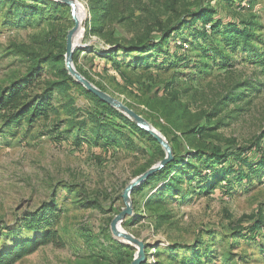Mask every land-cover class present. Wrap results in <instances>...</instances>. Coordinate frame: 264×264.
Wrapping results in <instances>:
<instances>
[{"label": "rangeland", "instance_id": "rangeland-1", "mask_svg": "<svg viewBox=\"0 0 264 264\" xmlns=\"http://www.w3.org/2000/svg\"><path fill=\"white\" fill-rule=\"evenodd\" d=\"M112 1L107 29L127 38L145 26L155 31L158 23L195 10L200 1L214 8L208 18L185 17L173 35L177 43L185 41L181 48L172 43L160 52L163 56L136 63L118 53L113 63L92 51L106 48L103 39L86 33L95 0H78L83 26L74 36V52L78 50L77 66L96 87L130 105L165 138L176 136L181 154L192 153L199 144H216L229 153L224 169L210 160L196 163L214 168L206 176L213 182L208 190L169 201L157 210L167 214L161 222L138 196L140 204L135 209L132 204L133 214L122 229L150 252L159 247L164 252L155 257L160 264H178L172 258L179 262L189 256L187 245L193 243L199 248L212 244L216 250L202 264H264V135L255 144L264 131V0ZM27 3L35 17L21 21L16 11L8 13L0 5V90L25 74L33 52L63 50L70 25L65 8ZM122 16L128 20L119 22ZM212 17L234 25L254 23L253 54L230 48L220 33L203 34ZM215 45L226 48L222 55H214ZM235 86L246 90V99H222L223 111L206 122L204 112ZM52 105L47 118L31 125L0 123V251L55 229L63 247L39 246L13 264H116L114 244L106 235L123 242L111 235L110 220L123 207L124 187L158 161V152L125 129L105 127L101 131L109 141H97L91 134L92 101L72 82L66 90L54 91ZM44 205L52 209L44 213ZM166 244L186 247L168 252Z\"/></svg>", "mask_w": 264, "mask_h": 264}, {"label": "trees", "instance_id": "trees-1", "mask_svg": "<svg viewBox=\"0 0 264 264\" xmlns=\"http://www.w3.org/2000/svg\"><path fill=\"white\" fill-rule=\"evenodd\" d=\"M28 1L31 3H53L64 7L68 13V20L70 21V25L64 31V37H66V33L72 27L73 21L70 17L69 6L62 2L55 0H0V5H6L8 13L16 11L18 15L22 16L21 18H18L20 19L19 21H21L27 17H35V12L32 10V7L29 8V6H27L29 5V3H27ZM112 5V0H95L91 14V22H89L90 24L86 27V33L96 34L103 39L107 44L106 48L92 51L95 52L100 59L109 60L113 63L118 59V53L121 56L129 55L131 58H135L134 63L145 60L147 57L153 56V54L163 56L160 52H162L166 45L178 42L177 39H173V35L183 26L186 19L185 17L200 16L208 18L215 12L214 8L209 3L203 4L200 1L195 10L188 13H178L174 21L171 20L164 24L161 22L158 23L155 31L151 29V26H145L141 32L127 38L125 36H116L113 30L107 29L109 20L111 19ZM27 9L30 10L27 11ZM126 20H128L127 16H122L119 19V22ZM211 20L212 25L209 26V30L204 29L202 31L203 34L212 35L214 33H220V35L223 36V40L230 48L236 49L239 47L241 51L253 54L252 51L255 48L252 46L251 41L255 37V29H253L254 23L247 21L241 22L242 25H234L229 22L222 23L219 18L216 17H212ZM195 29L196 28H194L193 31H195ZM153 33L156 34L152 35ZM179 42L180 44L177 43V45L181 48L185 41ZM62 48L63 50L61 52H54L52 50L44 54L33 52L28 60L29 64L25 74L21 78L11 81L7 86L0 90V123L3 126L17 125L21 122L31 125L38 119L47 118L53 109L52 100L54 91L56 89L66 90L69 87V83L72 82L81 89L88 99L92 101L94 110L90 112V117L95 123V126L92 129L91 134L97 141H109L107 138V136L109 137V134H104L105 132L101 131L105 127H111L116 131H122L125 129L134 135V137L145 143L152 144V146L155 147V151L158 152L157 160H161L164 157V151L157 140H155L148 132L139 128L122 112L102 101L95 94L86 90L82 85L74 81V79L67 73L64 66L65 39L64 44L62 43ZM211 49L214 55H222L226 48L222 50L219 46L215 45ZM77 51H75L72 56L74 66L87 80L93 83L88 72L77 66ZM262 63H264V61H262ZM43 68L46 70H42ZM245 82L249 83V80L246 79ZM97 87L105 91L103 87ZM242 91L243 90H240L235 86L234 89H229L224 94L220 95V97L213 103V107H210V111L208 110L209 112H204L205 121L211 123V118L223 111L220 106L222 99L230 98V100H232L233 98L241 99L242 97L243 99H246V90L244 92ZM126 106L132 109L130 105ZM221 117L222 118L216 122V125L221 123L223 116ZM208 127L210 126H207V128ZM204 129L205 126L203 127V130ZM263 135L264 131L261 136L256 138V145L259 144ZM110 139L115 141L113 137ZM166 140L171 146L172 160L143 180L141 184L134 187L131 191L133 208L135 209V207L140 204V201L136 198L139 196L142 198V207L145 209H152L156 212L157 222H161L164 219V216H167V214L157 212V210L164 207L169 201H174L176 199L183 200L188 197L189 193L196 191L199 192L202 191V189L206 191L209 189L210 184L213 183L210 182L206 176H208L214 168H200L201 165L199 166L196 163L199 161H205L207 164L210 160L218 163V167L224 169V163L226 159L229 158L228 151L223 150L222 147L216 144L207 146L199 144L193 149L192 153L183 155L177 150L178 138L176 136H173L171 139L166 138ZM78 142L81 144L84 143L83 140ZM262 158L264 157L261 156V159ZM150 164L151 163H149L142 172L152 166ZM185 185H187V188H185ZM47 209L52 208L51 206L44 205L43 212L45 213ZM136 214L137 212L134 211L135 216ZM47 218V216L44 217L45 220ZM259 220H257L255 224ZM126 221L125 218L122 221V224L126 225ZM106 238L110 243L114 244V249L117 253L116 256H114V262L116 264H129L135 254L133 246L118 242L110 237L109 234L106 235ZM49 244L54 247L64 246L62 238L55 229H49L44 234L36 236L27 242L14 243L7 249L0 251V264H13L22 256L28 255L36 250L39 246ZM187 246L189 247V256H181L179 262L177 257L172 258L176 260L178 264H202L204 259L209 261L210 257L216 254V250H214L212 244L204 245L201 248H199V244L196 245L195 243ZM177 247L185 248L186 246L166 244L163 249L169 252ZM158 249L159 247L153 252H150L146 245L145 260L139 264H160V261L155 257L164 252H158ZM151 257L152 259H150Z\"/></svg>", "mask_w": 264, "mask_h": 264}, {"label": "water", "instance_id": "water-1", "mask_svg": "<svg viewBox=\"0 0 264 264\" xmlns=\"http://www.w3.org/2000/svg\"><path fill=\"white\" fill-rule=\"evenodd\" d=\"M62 2L69 6L70 8V17L73 21L72 27L67 31L65 37V53H64V66L67 70V73L80 85H82L86 90L92 92L97 97H99L102 101L108 103L113 106L124 115H126L130 120H132L139 128L148 132L157 142L160 144L164 151V157L150 166L141 174L137 175L134 179H132L123 189L121 193L123 207L120 211L113 216L110 220L109 228L111 235L121 240L123 243L129 244L135 248V254L132 261L129 264H139L140 262L145 260V243L130 233L122 229L121 223L127 217L133 214L132 202H131V191L134 187L141 184L143 180L149 177L151 174L162 168L166 163L172 160V151L169 142L166 138L158 132L145 118H143L140 114L135 112L133 109L126 106L122 101L117 98L111 96L107 92L99 89L89 80H87L74 66L73 63V53L76 47V43L74 42V36L82 29L83 19L79 20L77 16V4H79L78 0H55Z\"/></svg>", "mask_w": 264, "mask_h": 264}, {"label": "bare ground", "instance_id": "bare-ground-1", "mask_svg": "<svg viewBox=\"0 0 264 264\" xmlns=\"http://www.w3.org/2000/svg\"><path fill=\"white\" fill-rule=\"evenodd\" d=\"M81 13H82V9L77 4V16H78L79 20H81V18H82V14Z\"/></svg>", "mask_w": 264, "mask_h": 264}]
</instances>
